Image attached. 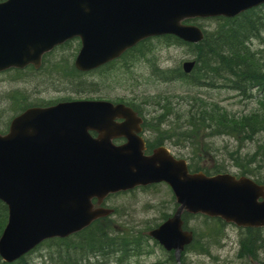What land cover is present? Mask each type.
I'll return each mask as SVG.
<instances>
[{"label": "water", "instance_id": "obj_1", "mask_svg": "<svg viewBox=\"0 0 264 264\" xmlns=\"http://www.w3.org/2000/svg\"><path fill=\"white\" fill-rule=\"evenodd\" d=\"M264 0H4L0 2V70L38 68L43 53L73 37L80 40L78 70L118 57L138 41L172 34L202 39L186 19L233 17ZM193 61H184L189 72ZM114 118H123L121 123ZM140 117L122 103L73 100L31 107L0 134V201L7 219L0 258L12 262L44 239L66 237L110 210L93 207L110 193L165 182L178 204L148 231L166 250L180 253L192 240L181 214L217 217L238 227H264V185L229 173L189 172L185 159L163 147L144 154ZM90 131L97 133L96 137ZM115 136L126 142L114 145Z\"/></svg>", "mask_w": 264, "mask_h": 264}, {"label": "rangeland", "instance_id": "obj_2", "mask_svg": "<svg viewBox=\"0 0 264 264\" xmlns=\"http://www.w3.org/2000/svg\"><path fill=\"white\" fill-rule=\"evenodd\" d=\"M198 23L205 28L213 25L212 21L206 20ZM262 35L264 39V32ZM257 43L259 42L254 41V44ZM77 45L78 42L73 40L54 51L48 57L50 61L37 72L0 73V94L12 89L18 103L23 99L34 105L67 99L122 101L134 106L143 114L150 137L164 141L177 157L186 158L189 163L196 159L209 170L220 167L222 172L245 175L254 180L264 178V154H259L254 163L244 167L242 164H234L233 161V157L243 158L250 155L258 140L263 144L260 135L254 141L239 143L231 136L215 133L209 135L212 129L210 127L190 132L184 128L182 120L186 110H192L197 105L193 99L215 104L220 108V112L224 109L240 115L255 108L261 109L264 98L247 101L226 87L204 89L182 80H165L160 71L181 66L183 61L193 58L194 52L184 45H168L163 41H153L142 51L128 52L107 69L83 75L87 83L93 84L80 85L76 78L73 80L60 76V72H63L62 65L66 66L62 59L72 65ZM154 63L157 68H154ZM12 78L15 80L12 81ZM217 80L221 81V78ZM79 87H83L85 92L74 93L75 88ZM9 102L10 100L6 99L0 104L1 125H4L3 121L12 114L9 108L14 104ZM171 124H174L175 130L171 129ZM177 125H180L182 133L178 131ZM183 134L188 139H184ZM106 202L115 209V214L98 220L96 227L101 228L100 230L109 228L108 230L121 237L136 236L134 239L138 241L140 249L125 252L123 255H93L88 259L89 264H157L158 260H163L164 252L159 244L144 235L146 231L160 224L166 215L173 213L174 197L170 188L164 183L135 188L126 193L112 195ZM187 228L196 230V238L199 241L209 233L208 226L205 222L202 223L200 217H190ZM243 233L244 230L234 224L225 223L219 244L210 245L209 254L203 251H188L184 261L186 264H264V246L254 256L241 252L243 250L240 249L239 240ZM260 234L264 239V230H261ZM48 253L46 247H36L25 258L29 264H42L43 261V264H48Z\"/></svg>", "mask_w": 264, "mask_h": 264}, {"label": "trees", "instance_id": "obj_3", "mask_svg": "<svg viewBox=\"0 0 264 264\" xmlns=\"http://www.w3.org/2000/svg\"><path fill=\"white\" fill-rule=\"evenodd\" d=\"M205 20L212 21L213 25L205 28L198 24L203 29L204 35L201 42L197 44L184 43L172 35H164L144 39L126 51L125 54L131 51H142L153 41H163L168 45H184L193 49V69L188 74L182 71L181 66L160 71L165 80H182L195 87L204 89L218 86L226 87L227 90L236 92L242 100L247 101L255 98H257L256 100L263 99L264 39L262 33L264 32V4L246 10L232 18L218 16L200 21ZM254 41H258L259 43L254 44ZM48 57V54L44 56L43 63L38 70L47 61H50ZM62 60L66 62V66L62 65L61 69L63 72H60L61 78L77 79L80 85L93 84L92 82L87 83L83 75L111 67L109 66L110 64H107L90 72H80L73 65H68L65 59ZM63 62L61 61V63ZM154 68H157L156 63H154ZM38 70L32 68V72H37ZM219 78H221V81L217 80ZM73 92L84 93L85 90L83 87H79L75 88ZM193 102L197 105L192 110L187 109L182 117L185 129L195 132L200 128L204 130L210 127L212 129L209 131V135L215 133L231 136L239 143L254 141L260 135L263 138V144H260L261 142L258 140L255 150L250 155L243 158L233 157L234 164L239 166L242 164V167L254 163L259 154H264V103H262L263 107L261 109L255 108L249 113L237 115L229 113L224 109L220 112V108L217 105L208 103L206 100L193 99ZM171 126V129L175 130L174 124H171ZM176 127L182 133L180 125ZM152 138L157 144L162 143V140H156V137ZM183 138L188 139L184 134ZM188 168L190 171H203L205 174L222 173L220 167L209 170L203 167L196 159H192L190 163L188 162ZM257 181L264 183V178L260 177V180ZM190 217L202 218V223H206L209 233L201 237L199 241L196 238L198 236L196 230L191 229L194 237L192 242L185 246L182 252L181 261L183 264H186L184 258L188 251H203L204 253H208L210 245L219 244L225 225L219 218L183 213L184 228H187V221ZM5 222L6 207L0 202V232ZM100 229L96 227V224H91L82 231L66 238L45 240L37 247L44 246L48 249V264H89L88 259L93 255H100L102 257H107L113 253L123 255L125 252L138 251L140 249L138 241L134 239L136 236L128 235V237H121L108 230L109 228L104 227V230ZM242 230H244V233L239 240L240 249L243 250L241 252L254 256L264 246V239L260 234L261 229L242 228ZM144 237L150 239L147 234ZM163 252L164 258L161 261L158 260L157 264H175L172 253ZM83 260L86 262H82ZM16 262L17 264H29L25 256L13 263H4L0 260V264H15Z\"/></svg>", "mask_w": 264, "mask_h": 264}, {"label": "flooded vegetation", "instance_id": "obj_4", "mask_svg": "<svg viewBox=\"0 0 264 264\" xmlns=\"http://www.w3.org/2000/svg\"><path fill=\"white\" fill-rule=\"evenodd\" d=\"M9 71H18V72H20V71H32V67H31V65H28V66H26V68L25 69H23V70H15V69H10V70H7V71H3V72H0V73H6V72H9ZM12 81H14L15 79L14 78H12L11 79ZM10 100V102L9 103H13L14 105H13V107L11 106V108H9V109H11L12 111V114L11 115H9V118L7 119V120H5V121H3V123H4V125H1L0 126V134H4V133H6V131L8 130V128H9V125H10V122H11V120H12V118L13 117H15L16 115H18V114H20L21 112H23L25 109H27V108H29L30 106H31V104H29L28 102H27V100H23V99H21V101H20V103H18L17 102V100H16V97H14V94H13V90L12 89H10V90H6L5 91V94H0V104L2 103V102H4L5 100ZM17 103L20 105V107L18 108V105H17ZM4 107H5V105H4ZM134 109V111L136 112V114L137 115H140V117H141V119H142V123L140 124V131L138 132V135H140V137L143 139V141H144V146H145V154L146 153H150L151 152V150H152V148H154V146H150V133H147V131H146V129H145V127L143 126V123H144V117H143V115L139 112V110H137L136 108H133ZM120 121H122V119L121 118H118V119H116V122H120ZM0 123H1V117H0ZM91 135L92 136H96L97 134L95 133V132H91ZM126 141V139L123 137V136H120V137H115L113 140H112V142L115 144V145H120V144H122V143H124ZM163 143H164V141H163ZM93 203H94V206H96L97 204V201H96V199H93ZM101 205H103V206H105V207H108V208H110L111 206L105 201V200H103L102 201V203H101ZM111 209V208H110ZM112 214H115V209L112 207Z\"/></svg>", "mask_w": 264, "mask_h": 264}]
</instances>
